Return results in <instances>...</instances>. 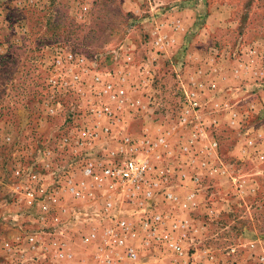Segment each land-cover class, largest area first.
<instances>
[{
	"label": "rangeland",
	"instance_id": "1",
	"mask_svg": "<svg viewBox=\"0 0 264 264\" xmlns=\"http://www.w3.org/2000/svg\"><path fill=\"white\" fill-rule=\"evenodd\" d=\"M262 140L264 0H0V264H43L29 235L52 264H92L84 238L113 221L107 185L84 168L129 157L154 166L159 233L185 254L150 239L128 264H259ZM219 159L242 176L225 178ZM28 184L48 189L57 221ZM114 195L109 213L139 224L145 210Z\"/></svg>",
	"mask_w": 264,
	"mask_h": 264
},
{
	"label": "built area",
	"instance_id": "2",
	"mask_svg": "<svg viewBox=\"0 0 264 264\" xmlns=\"http://www.w3.org/2000/svg\"><path fill=\"white\" fill-rule=\"evenodd\" d=\"M196 104V102H195ZM216 145V143H215ZM154 166L147 160H142L137 157H129L123 161L115 162L112 164H95L89 163L84 168V175L88 176L97 181V183L107 185L108 194L105 193V200L102 206V212L108 217H111L113 224L108 226L105 232L100 233L98 231H92L86 235L84 241L87 242H98L102 240L105 245V250L109 253L105 255V258L100 261L101 264H123L126 261L135 263L142 253L144 247L150 244V239L164 242L167 247L172 249L175 253L180 256H184L185 251L181 241L173 236L164 238L159 232L166 226V219L163 213L156 212L153 203V196L156 193L157 184L152 179L154 172ZM19 173V172H18ZM70 189L75 195H80V189L73 183V180H69ZM24 197L30 204H39L45 214H50L52 221H57V216L52 213V205L44 200V195L48 194L49 191L43 186H33L28 184L23 187ZM124 192L132 201L138 203V207L142 211L139 224H135L129 221L127 218L121 215H111L109 213L115 207L117 192ZM169 198L173 197L171 193H167ZM116 219V220H114ZM177 227L176 224H174ZM185 226V223L183 224ZM148 236L145 242L130 243V239H138V235L141 232ZM139 240V239H138ZM26 242L30 247L34 248L37 252H40L39 260L46 259L48 254V246L46 243H41L40 238L34 235L26 237ZM147 244V245H146ZM10 247V243H9ZM102 248V247H101ZM60 256L64 257L66 250H60ZM236 251V248H230L227 254L231 255ZM68 257H72V253H67ZM259 264H264V253L258 255ZM130 264V263H129ZM204 264V263H200ZM228 264H234L229 262Z\"/></svg>",
	"mask_w": 264,
	"mask_h": 264
},
{
	"label": "crops",
	"instance_id": "3",
	"mask_svg": "<svg viewBox=\"0 0 264 264\" xmlns=\"http://www.w3.org/2000/svg\"><path fill=\"white\" fill-rule=\"evenodd\" d=\"M253 143H256L255 141L253 142ZM260 146H264V140H262V142H260ZM197 147L199 148V149H202V151H203V153H206V150L203 148V146L201 145V143H199V145H197ZM251 146H248V148H250ZM246 151L247 150H245V152L244 153H246ZM183 154H185V153H183ZM204 156H202L201 157V159L203 158ZM249 157H250V155H249ZM199 158V157H198ZM186 161H187V159H185ZM200 159H196V161L198 162ZM219 161H221V163L223 162V166H221V165H219L220 167H221V169L223 170V172L226 174V175H224V177L226 178V177H231V178H233V179H235V175L236 176H242V174H237L236 173V170H234L232 167H231V164H227L223 159H219ZM218 162V161H217ZM262 162V161H261ZM204 165H207V166H209V167H216V165H217V163H215V162H212V163H209V162H206ZM185 167H187V166H185ZM259 170H261V169H259ZM259 170H257V173H259V172H261V171H259ZM223 180V179H222ZM202 194H201V192L199 193L198 191L197 192H194L191 196H190V202H188V204H187V206H188V208H190V206H191V204H192V201H194L195 200V198L197 197V198H199L198 196H201ZM187 208V211L189 210ZM156 209V208H155ZM202 209H203V207H202V205H200V204H198V203H196V205H194L193 207H192V209L190 210V211H194V213H195V215H197L198 213H199V211H202ZM193 220H194V217H193ZM194 221H196V219L194 220ZM197 222H199V224H200V220L197 218ZM191 225V220L190 219H187V221H186V223H185V226H183V227H185V228H188V226H190ZM187 234V233H186ZM185 236H187V235H185ZM129 242L130 243H136V241L135 240H133V239H130L129 240ZM87 243H90L89 244V248L88 249H91V253H90V256H89V258H90V260H92L91 261V263L92 264H94V262H97V261H99V264H101L100 263V261L101 260H103L104 258H105V255L107 254V253H109L108 252V250H105L104 248H105V245H104V242L102 241V240H99L98 242H87ZM60 246V245H59ZM61 247L62 248H65V246L64 245H61ZM102 247V248H101ZM48 249H49V247H48ZM68 251L69 252H71V249H69L68 248ZM144 251V249L142 250V252ZM52 251L49 249V252H48V254H50V256H51V260L49 259V257L48 258H46V259H42L41 260V262L43 261V264H52V259H53V257L54 256H52L51 253ZM72 257H73V254H72ZM71 257V258H72ZM47 260H49L50 262L48 263L47 262ZM118 264V263H117ZM122 264V263H121Z\"/></svg>",
	"mask_w": 264,
	"mask_h": 264
}]
</instances>
